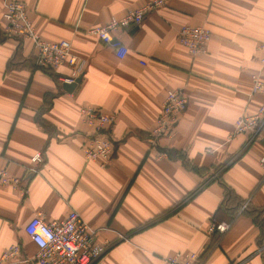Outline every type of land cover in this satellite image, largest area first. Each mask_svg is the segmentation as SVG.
<instances>
[{
  "label": "crops",
  "instance_id": "0c3cea01",
  "mask_svg": "<svg viewBox=\"0 0 264 264\" xmlns=\"http://www.w3.org/2000/svg\"><path fill=\"white\" fill-rule=\"evenodd\" d=\"M10 1L25 6L43 40L69 41L84 66L67 93L66 66L37 69L31 43L5 38L0 27V169L24 191L0 189V257L17 244L20 262L12 264H35L24 261L36 253L27 223L37 213L51 223L75 211L98 244H111L98 264H163L188 253L201 264H264V123L231 138L238 118L264 103L250 94L252 76L264 82V0H167L118 33L123 59L87 32L146 0ZM183 26L211 31L206 54L192 57L179 45ZM169 90L188 103L174 136L152 145ZM81 107L115 116L103 165L84 159L92 129ZM211 220L229 224L220 238L206 235Z\"/></svg>",
  "mask_w": 264,
  "mask_h": 264
},
{
  "label": "built area",
  "instance_id": "2783aa9c",
  "mask_svg": "<svg viewBox=\"0 0 264 264\" xmlns=\"http://www.w3.org/2000/svg\"><path fill=\"white\" fill-rule=\"evenodd\" d=\"M166 2L167 0H146L142 7L130 10L121 17H113L105 25L95 27L87 33L111 48L118 59H123L127 49L117 38L118 33L138 27L147 16L159 11ZM0 27L5 38L31 43L33 62L37 69L52 72L66 66L70 73L62 80L65 84H71L81 77L84 64L72 52L71 43L65 40L59 42L43 40L32 25L22 3L4 1ZM211 37V31L205 26H183L177 31L179 45L192 57L206 54ZM261 62L264 63V60ZM251 81L250 94L264 96V82L259 76H252ZM187 103L188 100L183 91L166 92L155 126L147 137L150 144L154 145L162 137L174 136V126ZM79 114L83 123L92 129V134L82 147L85 161L102 165L107 163L113 154V145L108 133L115 122V116L93 107H81ZM263 123L264 103L255 115L238 118L231 138L240 134L254 133ZM32 161L41 162L40 155H35ZM258 163L264 173V154ZM215 177L216 175H213V178ZM20 184L21 179L12 177L5 170L0 169V189L10 188L23 193ZM245 209L246 205L240 212L242 213ZM228 228L227 223L211 220L207 226L206 235L210 239L220 238ZM24 232L36 248L34 257L24 261H33L35 264H98L111 247L109 243L98 244L95 240V230L75 211L69 212L65 219L51 223H47L43 215L37 213L27 223ZM20 253V245L11 246L0 257V264L20 262ZM201 261V257L196 253L175 254L164 258L163 264H201Z\"/></svg>",
  "mask_w": 264,
  "mask_h": 264
},
{
  "label": "water",
  "instance_id": "95a60500",
  "mask_svg": "<svg viewBox=\"0 0 264 264\" xmlns=\"http://www.w3.org/2000/svg\"><path fill=\"white\" fill-rule=\"evenodd\" d=\"M136 27L132 28L135 29ZM82 77H79L78 79H76L73 83L71 84H62V89L67 92V93H71L75 87L80 83Z\"/></svg>",
  "mask_w": 264,
  "mask_h": 264
},
{
  "label": "trees",
  "instance_id": "16d2710c",
  "mask_svg": "<svg viewBox=\"0 0 264 264\" xmlns=\"http://www.w3.org/2000/svg\"><path fill=\"white\" fill-rule=\"evenodd\" d=\"M226 197H228V195L226 194V196H225V199H226ZM203 259V258H202Z\"/></svg>",
  "mask_w": 264,
  "mask_h": 264
}]
</instances>
